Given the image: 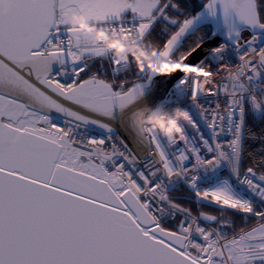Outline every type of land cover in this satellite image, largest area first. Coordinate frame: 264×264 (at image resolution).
Masks as SVG:
<instances>
[{
	"label": "snow or ice",
	"instance_id": "6c2138e0",
	"mask_svg": "<svg viewBox=\"0 0 264 264\" xmlns=\"http://www.w3.org/2000/svg\"><path fill=\"white\" fill-rule=\"evenodd\" d=\"M0 264H264V0H0Z\"/></svg>",
	"mask_w": 264,
	"mask_h": 264
},
{
	"label": "clouds",
	"instance_id": "9594fccd",
	"mask_svg": "<svg viewBox=\"0 0 264 264\" xmlns=\"http://www.w3.org/2000/svg\"><path fill=\"white\" fill-rule=\"evenodd\" d=\"M130 51H131V50H130ZM136 51L138 52V50H136ZM141 123H145V124H147L148 126H154L156 122H155L154 120H147V121H141ZM169 130H174V126H172L171 129H166L165 134H167V132H168Z\"/></svg>",
	"mask_w": 264,
	"mask_h": 264
}]
</instances>
